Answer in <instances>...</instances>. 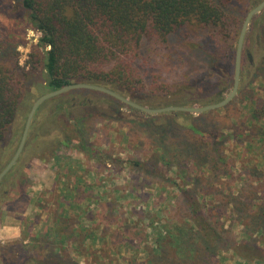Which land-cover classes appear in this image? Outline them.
I'll return each mask as SVG.
<instances>
[{
	"label": "rangeland",
	"instance_id": "374dc122",
	"mask_svg": "<svg viewBox=\"0 0 264 264\" xmlns=\"http://www.w3.org/2000/svg\"><path fill=\"white\" fill-rule=\"evenodd\" d=\"M262 1L230 6L215 38L209 30H197L181 31L163 44L146 39L144 81L131 97L150 108L176 106L197 94L223 92L212 104L223 100L234 86L245 18ZM21 5V0H0V14L10 21L1 23L7 41L0 60L14 71L16 84L23 82L15 120L0 142V172L20 145L33 104L51 92L44 62L36 58L43 52L42 35ZM209 54L218 59L215 71ZM186 75L203 76L196 87L176 89ZM83 91L40 107L17 165L0 183V222L7 215L23 225L20 241L0 245V264H40L54 255L74 264H146L157 239H180L192 224L185 190L194 193L222 237L213 245L212 264H264V140L258 138H264V10L245 38L239 91L224 108L191 117L165 113L153 120L105 94ZM172 121L225 136L227 166L215 172L195 166L177 145L198 136L185 130L172 138L158 129ZM74 131L96 146L97 159L83 152L78 140L63 145ZM132 162L144 165L136 168ZM29 208L30 215H24ZM242 243L260 248L257 259L237 255L235 246Z\"/></svg>",
	"mask_w": 264,
	"mask_h": 264
},
{
	"label": "trees",
	"instance_id": "16d2710c",
	"mask_svg": "<svg viewBox=\"0 0 264 264\" xmlns=\"http://www.w3.org/2000/svg\"><path fill=\"white\" fill-rule=\"evenodd\" d=\"M241 1L243 0H21V6L33 28L42 35L39 48H43V52H38L36 58L44 62L48 78L47 87L50 91L75 83H88L108 87L143 105V102L131 97L130 91L136 90L144 81V63L142 65L141 63L146 39L163 44L168 43L171 36L181 31L197 30H209L211 36L215 38L219 34V28L224 25L229 7ZM4 35L0 23V57L3 45L7 41ZM208 58L211 70L215 71L217 57L215 54H209ZM15 63L18 70L23 71L22 75H28L17 60ZM6 64L0 60V142L15 120L22 98L20 90L23 86L22 81L16 84L14 71ZM233 66L232 59L229 68ZM202 76L197 79L198 76L193 78L186 75L184 78L186 83L182 82L181 85L179 83L176 89L196 87ZM222 93L211 96L197 94L192 98L180 100L176 106H205L220 99ZM176 114L180 117L192 116L186 113ZM158 129L163 134H171L172 138H178V134L181 135L185 130L198 136L193 142L185 139L177 145L198 168L205 167L215 172L218 169L222 171L221 167L227 166L222 154L225 136L204 132L193 126L184 127L175 121ZM69 138L63 143L64 146L78 140L79 148L83 152H88L95 159L98 158V149L87 141L83 134L80 136L74 131V136ZM258 138L264 140L260 136ZM211 156L213 159L209 160ZM143 165L141 162H132V166L136 168H142ZM183 194L192 224L187 227V232L181 233L180 239L178 236V239L172 238L168 243L163 237L157 239L153 248L148 251L146 264L214 262L216 252L212 248L213 245H220L222 237L201 212L194 193L185 190ZM191 233H197L195 239ZM165 243L167 245L164 247ZM180 245L188 249L184 251ZM259 249L251 244L242 243L236 245L234 250L240 258L247 260L257 259ZM261 251L260 253H264ZM190 253L195 254L191 257ZM40 264L74 262L54 255L47 256Z\"/></svg>",
	"mask_w": 264,
	"mask_h": 264
},
{
	"label": "water",
	"instance_id": "95a60500",
	"mask_svg": "<svg viewBox=\"0 0 264 264\" xmlns=\"http://www.w3.org/2000/svg\"><path fill=\"white\" fill-rule=\"evenodd\" d=\"M264 10V0L253 6V9L248 12L244 24L242 26V30L238 39V46L236 50V57H235V75H234V86L233 89L226 95V97L221 100L220 102L214 103V104H208L205 106H175L170 105L162 108H150L146 107L144 105H141L132 99L123 96L122 94L104 86L100 85H94V84H88V83H75L68 86H65L59 90L51 91L40 98H38L35 103L33 104L31 111L27 118V124L25 126V130L22 136V140L20 142V145L13 156L12 160L9 162V164L0 172V183L4 180V178L11 172V170L17 165L18 160L20 159L26 143L27 139L30 133L31 126L33 124L34 118L40 109V107L46 103L49 100L58 98L68 92L74 91V90H86V91H93V92H99L102 94H105L120 103L126 105L127 107L132 108L133 110H137L139 112L144 113L147 117L151 116H157L165 113H176V112H182L190 115H201L205 114L207 112L218 110L221 108L226 107L228 104H230L234 98L236 97L240 83L242 78V62H243V48L245 43L246 35L250 29L252 20L255 16H257L259 13H261Z\"/></svg>",
	"mask_w": 264,
	"mask_h": 264
},
{
	"label": "clouds",
	"instance_id": "9594fccd",
	"mask_svg": "<svg viewBox=\"0 0 264 264\" xmlns=\"http://www.w3.org/2000/svg\"><path fill=\"white\" fill-rule=\"evenodd\" d=\"M0 23L8 25L10 21L0 16ZM31 35V33H30ZM31 208L24 213V215H30ZM23 225L13 220L11 217L5 215L3 222H0V245H6L15 241H20L22 238ZM28 243L27 240L23 241Z\"/></svg>",
	"mask_w": 264,
	"mask_h": 264
}]
</instances>
